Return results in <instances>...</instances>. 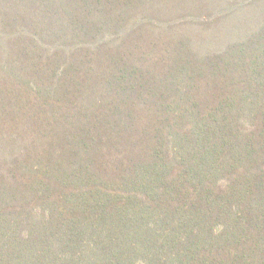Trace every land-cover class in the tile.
Returning a JSON list of instances; mask_svg holds the SVG:
<instances>
[{"label": "trees", "instance_id": "trees-1", "mask_svg": "<svg viewBox=\"0 0 264 264\" xmlns=\"http://www.w3.org/2000/svg\"><path fill=\"white\" fill-rule=\"evenodd\" d=\"M0 264H264V0H0Z\"/></svg>", "mask_w": 264, "mask_h": 264}]
</instances>
